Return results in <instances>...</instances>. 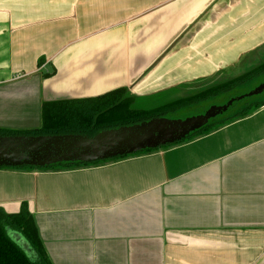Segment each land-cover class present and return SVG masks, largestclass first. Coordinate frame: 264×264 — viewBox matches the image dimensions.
<instances>
[{"label":"crops","instance_id":"crops-1","mask_svg":"<svg viewBox=\"0 0 264 264\" xmlns=\"http://www.w3.org/2000/svg\"><path fill=\"white\" fill-rule=\"evenodd\" d=\"M260 54L264 0H0V127H39L43 101L182 90ZM23 202L52 264H264V104L151 151L0 166V207Z\"/></svg>","mask_w":264,"mask_h":264},{"label":"trees","instance_id":"trees-1","mask_svg":"<svg viewBox=\"0 0 264 264\" xmlns=\"http://www.w3.org/2000/svg\"><path fill=\"white\" fill-rule=\"evenodd\" d=\"M259 77L264 78V55L261 54L254 62H251V66L238 74L151 109L132 107L134 97L129 95L126 87H118L94 97L43 101L39 127L25 130L0 127V135L81 134L92 136L104 129L131 125L153 117L164 116L168 112L177 111L201 100L211 99L233 88L242 87L248 83L249 79ZM238 102L241 104L232 113L220 119L215 118L211 122L209 119L207 124L180 141L208 133L227 122L246 116L264 104V96H246ZM151 150L146 149L145 151ZM92 163L74 162L60 163L59 166L54 164L44 167H23L49 169ZM11 231L24 237L34 257H28L25 254L10 236ZM0 264H52L41 242L34 217L25 202L21 204L19 211L14 213H8L0 207Z\"/></svg>","mask_w":264,"mask_h":264},{"label":"water","instance_id":"water-1","mask_svg":"<svg viewBox=\"0 0 264 264\" xmlns=\"http://www.w3.org/2000/svg\"><path fill=\"white\" fill-rule=\"evenodd\" d=\"M262 92L264 82L224 104L211 105L202 114L179 119L153 117L131 125L104 129L92 136L0 135V166L44 167L60 163H92L173 144L203 127L209 119L227 111L235 100ZM10 236L28 257L34 256L26 240L17 233H10Z\"/></svg>","mask_w":264,"mask_h":264},{"label":"rangeland","instance_id":"rangeland-1","mask_svg":"<svg viewBox=\"0 0 264 264\" xmlns=\"http://www.w3.org/2000/svg\"><path fill=\"white\" fill-rule=\"evenodd\" d=\"M246 64H247L246 62H242L240 67H238V68L236 67L235 69H232L231 71H226V72L222 71L221 73H218V74H215L214 76H212L206 82L192 84V85L186 86L182 90L177 89V90H173V91L171 90L167 93H162L160 95L136 97V98H134V101L132 103V107L141 108V109H151V108H155V107H158L160 105H163L165 103H168L170 101H173L175 99L188 96V95H190L196 91L202 90L205 87H208L212 84H215L219 81H222L223 79H226L229 76H233L235 74H238L239 72H241L242 70H245L247 68ZM263 80H264L263 77H259L257 79H255V78L249 79L248 83L242 87L233 88V89H231V90H229L223 94H219L217 96H214L211 99H204V100H201L197 103H193L192 105L183 107L177 111L168 112L163 117H167L170 119H179V118H186V117L202 114L211 105H221V104H224L225 102H227L232 97L247 93L248 91H250L254 87H256L258 84L263 82ZM259 95L264 96V92H262L258 95H254V96H259ZM242 99L235 100L233 102L234 104L232 103L233 106L229 107L227 109V111L217 115L214 118H211L210 122L215 118L220 119L222 116H227L230 113H232L235 109H237L239 104H241V102H238V101H241ZM165 146H167V145H164L162 147H165ZM143 152H145V150H143ZM137 153H140V152H137ZM100 161H102V160H100ZM56 166H59V164ZM25 167H27V166H25Z\"/></svg>","mask_w":264,"mask_h":264}]
</instances>
